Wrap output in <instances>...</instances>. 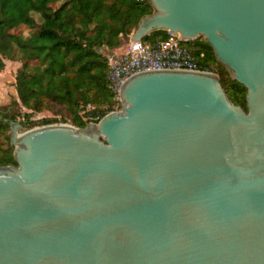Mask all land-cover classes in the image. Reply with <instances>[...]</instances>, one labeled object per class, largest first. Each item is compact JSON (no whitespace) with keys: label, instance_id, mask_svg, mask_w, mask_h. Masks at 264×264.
I'll return each mask as SVG.
<instances>
[{"label":"water","instance_id":"95a60500","mask_svg":"<svg viewBox=\"0 0 264 264\" xmlns=\"http://www.w3.org/2000/svg\"><path fill=\"white\" fill-rule=\"evenodd\" d=\"M149 1L113 62L155 29L201 35L247 111L172 55L108 76L120 110L85 127L10 120L0 264H264V0Z\"/></svg>","mask_w":264,"mask_h":264},{"label":"trees","instance_id":"16d2710c","mask_svg":"<svg viewBox=\"0 0 264 264\" xmlns=\"http://www.w3.org/2000/svg\"><path fill=\"white\" fill-rule=\"evenodd\" d=\"M153 12L149 0H0V70L5 60L21 62L15 89L29 110L19 120L23 128L58 120L85 127L86 117L95 119L112 110L117 100L101 49H117ZM165 34L155 29L141 40L152 45ZM185 43L202 68L219 76L230 100L247 111L246 87L232 78L205 38L199 35ZM52 105L62 115L32 119L33 113ZM10 120L15 121L9 115L0 117V165H17L9 141Z\"/></svg>","mask_w":264,"mask_h":264},{"label":"built area","instance_id":"2783aa9c","mask_svg":"<svg viewBox=\"0 0 264 264\" xmlns=\"http://www.w3.org/2000/svg\"><path fill=\"white\" fill-rule=\"evenodd\" d=\"M127 39V40H126ZM123 40V43L121 46H119L117 49L111 50L109 48H102L101 52L103 54V57L106 61L107 67H108V76H112L121 69H129L133 68V66H139V65H147V64H153L155 61L172 56V55H180L184 59H186L188 62L199 68L200 70L208 71L215 73L211 70H208L206 68H202L199 63L193 58L189 48L187 45L184 48H178L175 47V43L172 40V38L166 33L165 37L163 39L157 40L154 44H149L148 42L143 41L140 44L137 57L132 63H115L113 62L115 51L121 50L128 42L129 37ZM110 86L112 87L113 81H109ZM115 99L118 101L117 105L110 110L111 111H118L121 107V102L119 99V93H115ZM90 105H86L85 110H89ZM108 113V112H107ZM96 118H101L99 116H96ZM85 122H87V117L85 118ZM52 123H58V124H69L67 122L63 121H55ZM50 124V123H49Z\"/></svg>","mask_w":264,"mask_h":264},{"label":"rangeland","instance_id":"374dc122","mask_svg":"<svg viewBox=\"0 0 264 264\" xmlns=\"http://www.w3.org/2000/svg\"><path fill=\"white\" fill-rule=\"evenodd\" d=\"M24 33L26 34L27 32L24 31ZM20 64L21 62L18 58L14 60H5L4 68L3 70H0V115L1 117L4 115L14 117L15 121L17 122H19L23 113L29 111L21 105L15 89V75ZM3 111L6 112L3 113ZM56 115H62V112L56 106L52 105L50 109L33 113L31 117L33 120H37L43 117H51ZM24 130L26 129L23 128L22 130H19V132ZM8 133H10V129Z\"/></svg>","mask_w":264,"mask_h":264},{"label":"flooded vegetation","instance_id":"af4514ba","mask_svg":"<svg viewBox=\"0 0 264 264\" xmlns=\"http://www.w3.org/2000/svg\"><path fill=\"white\" fill-rule=\"evenodd\" d=\"M6 111H3V113H5Z\"/></svg>","mask_w":264,"mask_h":264}]
</instances>
